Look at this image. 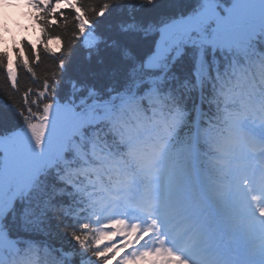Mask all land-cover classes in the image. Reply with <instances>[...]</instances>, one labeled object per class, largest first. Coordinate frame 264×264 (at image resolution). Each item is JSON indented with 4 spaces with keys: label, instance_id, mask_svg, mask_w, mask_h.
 <instances>
[{
    "label": "snow or ice",
    "instance_id": "snow-or-ice-1",
    "mask_svg": "<svg viewBox=\"0 0 264 264\" xmlns=\"http://www.w3.org/2000/svg\"><path fill=\"white\" fill-rule=\"evenodd\" d=\"M25 4L0 264H264V0Z\"/></svg>",
    "mask_w": 264,
    "mask_h": 264
},
{
    "label": "trees",
    "instance_id": "trees-1",
    "mask_svg": "<svg viewBox=\"0 0 264 264\" xmlns=\"http://www.w3.org/2000/svg\"><path fill=\"white\" fill-rule=\"evenodd\" d=\"M98 2H102V0H98ZM37 26V25H36ZM37 31L39 32V36H40V31H39V27L37 26ZM19 42H20V40L18 41V43L15 45V46H17L18 44H19ZM15 46H13V47H15ZM53 48H56L58 45L56 44V42L55 41H53L52 42V45H51ZM12 47V48H13ZM11 48V49H12ZM0 51H9L7 48H5V47H3V48H0ZM13 59H14V57H13ZM48 63V60H47V58H45V64H47ZM41 71H43V65L41 66V69H40ZM21 76H23V73H21ZM2 78H3V74H0V87H3V83H2ZM24 81H23V79H22V83H23Z\"/></svg>",
    "mask_w": 264,
    "mask_h": 264
},
{
    "label": "rangeland",
    "instance_id": "rangeland-1",
    "mask_svg": "<svg viewBox=\"0 0 264 264\" xmlns=\"http://www.w3.org/2000/svg\"><path fill=\"white\" fill-rule=\"evenodd\" d=\"M12 11H14V12H16L17 10H16V8H10ZM24 36H25V34H24ZM30 40L33 42V43H36V41H37V35L36 34H33V33H31V35H30ZM10 45V43H9V41H8V39L5 37V36H0V46H9Z\"/></svg>",
    "mask_w": 264,
    "mask_h": 264
}]
</instances>
